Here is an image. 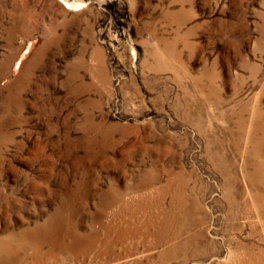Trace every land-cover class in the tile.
I'll return each mask as SVG.
<instances>
[{"label":"rangeland","instance_id":"rangeland-1","mask_svg":"<svg viewBox=\"0 0 264 264\" xmlns=\"http://www.w3.org/2000/svg\"><path fill=\"white\" fill-rule=\"evenodd\" d=\"M0 264H264V0H0Z\"/></svg>","mask_w":264,"mask_h":264}]
</instances>
